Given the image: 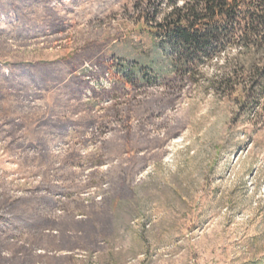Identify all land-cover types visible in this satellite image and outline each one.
Segmentation results:
<instances>
[{
	"label": "rangeland",
	"instance_id": "obj_1",
	"mask_svg": "<svg viewBox=\"0 0 264 264\" xmlns=\"http://www.w3.org/2000/svg\"><path fill=\"white\" fill-rule=\"evenodd\" d=\"M136 1L0 0V264H264V93L122 83Z\"/></svg>",
	"mask_w": 264,
	"mask_h": 264
},
{
	"label": "trees",
	"instance_id": "obj_2",
	"mask_svg": "<svg viewBox=\"0 0 264 264\" xmlns=\"http://www.w3.org/2000/svg\"><path fill=\"white\" fill-rule=\"evenodd\" d=\"M136 6L152 29L153 54L120 60L122 83L147 86L168 74L192 82L200 61L237 46L233 72L242 83L222 78L212 86L264 93V0H137Z\"/></svg>",
	"mask_w": 264,
	"mask_h": 264
}]
</instances>
